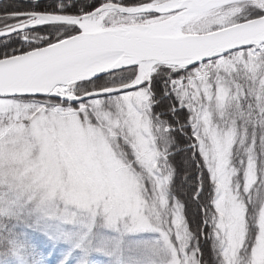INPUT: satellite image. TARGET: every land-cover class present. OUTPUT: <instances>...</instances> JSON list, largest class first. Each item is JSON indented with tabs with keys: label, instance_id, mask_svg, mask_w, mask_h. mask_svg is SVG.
Instances as JSON below:
<instances>
[{
	"label": "snow or ice",
	"instance_id": "6c2138e0",
	"mask_svg": "<svg viewBox=\"0 0 264 264\" xmlns=\"http://www.w3.org/2000/svg\"><path fill=\"white\" fill-rule=\"evenodd\" d=\"M0 264H264V0H0Z\"/></svg>",
	"mask_w": 264,
	"mask_h": 264
}]
</instances>
